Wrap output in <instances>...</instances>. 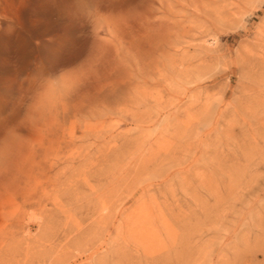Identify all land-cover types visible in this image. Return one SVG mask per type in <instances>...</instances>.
I'll return each instance as SVG.
<instances>
[{
  "label": "rangeland",
  "instance_id": "1",
  "mask_svg": "<svg viewBox=\"0 0 264 264\" xmlns=\"http://www.w3.org/2000/svg\"><path fill=\"white\" fill-rule=\"evenodd\" d=\"M0 264H264V0H0Z\"/></svg>",
  "mask_w": 264,
  "mask_h": 264
}]
</instances>
